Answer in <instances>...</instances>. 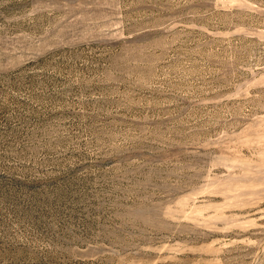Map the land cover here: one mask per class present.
<instances>
[{"label":"rangeland","instance_id":"374dc122","mask_svg":"<svg viewBox=\"0 0 264 264\" xmlns=\"http://www.w3.org/2000/svg\"><path fill=\"white\" fill-rule=\"evenodd\" d=\"M0 264H264V0H0Z\"/></svg>","mask_w":264,"mask_h":264}]
</instances>
